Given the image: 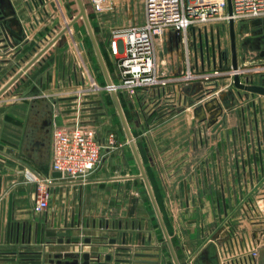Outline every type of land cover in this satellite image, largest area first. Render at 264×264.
Returning a JSON list of instances; mask_svg holds the SVG:
<instances>
[{"label": "crops", "instance_id": "0c3cea01", "mask_svg": "<svg viewBox=\"0 0 264 264\" xmlns=\"http://www.w3.org/2000/svg\"><path fill=\"white\" fill-rule=\"evenodd\" d=\"M43 7L46 14L39 3L34 7L33 0H8L0 20V87L57 33L46 35L52 9L46 0ZM215 26L207 27L209 44L212 37L216 43L219 27ZM187 34L188 55L172 30L160 37L159 45L167 47L168 53L162 58L157 55L159 69L178 74L187 60L194 69L202 68L203 27L190 28ZM65 48L61 36L0 96V259L4 264L12 263L9 258L18 264H43V260L44 264H64L53 255L78 251L97 255L101 261L112 253L110 264H161L163 259L167 263L162 253L164 247L169 251L165 239L159 244L153 222L146 212L138 215L134 207L136 182L142 178L137 176L139 168L138 174L129 172L133 160L138 167L129 143L128 148L104 147L100 168L85 179L53 175L50 135L55 126L92 118L108 121L99 95L82 90L89 83ZM218 58L216 53L215 65ZM221 83H171L141 89L129 97L126 107L119 99L152 189L158 185L161 200L167 203V215L169 201L171 205L176 201L171 212L176 217L166 228L180 264H221L222 240L234 223L231 216L250 205L264 178V113L256 110L257 100L250 111L226 110L224 95L235 87L228 81ZM75 92L90 95L81 100L98 102L88 104L91 108L86 111L76 106V112L66 113L69 108L62 105ZM258 101L262 104L263 98ZM73 114L76 117H69ZM50 117L52 125L43 124ZM104 138H99L102 143ZM112 167L120 170L107 172ZM39 178L48 181L49 206L35 213ZM238 199L246 200L241 208L234 207ZM236 228L251 229L246 220ZM161 233L164 236L162 228ZM159 248L161 254L156 253ZM263 248L260 264H264Z\"/></svg>", "mask_w": 264, "mask_h": 264}, {"label": "built area", "instance_id": "2783aa9c", "mask_svg": "<svg viewBox=\"0 0 264 264\" xmlns=\"http://www.w3.org/2000/svg\"><path fill=\"white\" fill-rule=\"evenodd\" d=\"M230 2L231 14L228 12V0H143V21L130 23L113 31L122 35V38L111 40V52L122 55L118 62L121 83H113L112 87L125 88L131 95L141 89L162 88L171 83L213 84L219 79H225L235 87L233 78L236 74L242 83L264 86V57L251 52L243 62L238 59L235 69L231 66L230 59L229 66L203 70L194 69L187 60L181 73L166 74L159 71L157 47L160 37L166 31L172 30L180 36L188 55L187 32L191 27L201 28L223 23L228 26L230 18L235 22L264 18V0ZM100 88L92 81L82 90L97 92ZM85 122L82 120L75 124L59 125L53 130L51 168L59 171L63 177L85 179L100 163L104 147H117L115 132H109L105 143H102L95 128ZM47 183V179H37L33 204L35 213H42L49 206ZM252 205L255 207H250L253 216L251 229L229 230L221 244V264H260V250L264 246V195L258 194L257 203L252 202ZM235 218L232 217L231 220ZM4 261L0 259V264H4Z\"/></svg>", "mask_w": 264, "mask_h": 264}, {"label": "rangeland", "instance_id": "374dc122", "mask_svg": "<svg viewBox=\"0 0 264 264\" xmlns=\"http://www.w3.org/2000/svg\"><path fill=\"white\" fill-rule=\"evenodd\" d=\"M52 1H54V9L50 11V15L48 18L49 27L47 28L46 31V35L49 37L52 36L56 31L58 32L64 26L63 25L64 21L67 20L68 21L67 24L69 25L70 20L78 12V5L75 0H52ZM83 2L90 20V24L94 30L96 39L97 41L99 40L101 44L100 50L104 57L105 63L108 69L112 72V76H113L112 83L116 85H120L121 79L119 77L118 62L122 54L121 53L112 54L110 42L112 39L122 38V35H120L119 33H114L113 32L114 30L126 26L130 23H141L143 21L144 18L143 0H83ZM55 4L58 6V9L60 11H58ZM59 12H61V15L64 17V20ZM215 27H219V31L222 36L221 45L222 48L226 50L227 56L229 57L230 50H229L228 26L227 24L223 23V24H217V26ZM235 31H236L237 56L240 62H243L246 59L247 55L250 54V52L256 54L257 56L264 57V31L258 32L259 28L255 26H250L249 21H236ZM41 41L43 42V40ZM62 43L66 47L65 49L67 51H70L72 55L71 58H73L75 63L78 65L81 73H84L85 80H87V83L90 84V82L94 81L98 86L101 87L98 90V92H96V94L99 95L104 105L105 114H106L105 115L106 118L104 119L106 120L108 119V121L103 122V118H92L90 120H86L85 123L95 128L98 138L105 137L104 139H106L107 134L109 132L111 131L115 132L116 140H117L116 146L118 147L120 145H125V147L128 148V142L124 135V131L121 122L119 120L114 102L112 100L110 91L105 88L106 84L103 78L102 71L99 66L97 56L92 47V43L87 33L85 24L81 18L76 20L72 24V26H70V30L66 31L62 35ZM169 51H174V49H169ZM261 52H263L262 55ZM167 53H168L167 47L162 48L160 45H158L157 55L160 56V58L166 56ZM226 63L227 65L224 64L223 67L229 66L230 64L229 59L226 61ZM159 71L166 72L163 70L162 67L160 68ZM224 81L227 80L219 79L217 82L223 83ZM229 89L230 90H228L224 95L225 96L224 101L225 100L228 101L226 110L228 109L229 112L237 113L240 107L242 108V110L250 111L249 108L252 106V103L254 102L256 103L257 100L258 108L256 110L261 112L263 115L264 104L263 103L261 104L260 101H258V98L261 99L263 98V96L241 89H236V88H232V89L229 88ZM116 93L118 95V98L122 100V103L124 105L126 104L125 102L131 96V94L125 88L116 89ZM70 95H77L79 100L84 99V97L88 96L86 94L81 95L80 93L77 92ZM52 138H53V133H51L50 135L51 142H52ZM129 155L133 160V156L132 154H130V151H129ZM101 163H102V158L100 163L96 166L94 170L99 169ZM132 164L133 166L131 167V170L129 172L131 173L136 172V174H138V167L135 165L134 160ZM118 170H120L119 167H112L110 170H107V172L114 174V172H117ZM136 184H137L136 191L134 190L136 195L134 194L133 203H134V207H136L137 209V214L144 215L146 212L147 219L153 222V225L156 231L158 232L157 240L159 241V244H163L160 242L164 241V236L161 233V228L159 225L158 218L154 211L153 205L150 201L143 180L139 179V181H137ZM153 192L156 201L158 203V206L160 208V212L165 225L166 224L170 225V223L173 222L176 217L173 214L171 215V212L173 213V207H176L175 204L176 201L172 205H171V201H169L168 206L170 208L167 215L165 209L167 203L166 201L164 203V201L161 200L160 188L158 185L154 184ZM258 194L264 195V178L257 185L256 192L253 195V199L249 200L251 202L250 205H247L246 209L242 208L243 211L240 212V214L234 213L233 214L234 216H231L234 218L236 217L235 219L231 220L232 222H234L232 228H236L238 225H240L241 220L242 221L246 220V222L248 221L249 223H251L253 216L250 212H251V208L255 207L252 205V202L257 203ZM244 203H246V200L242 201L238 199L234 202V207L241 208ZM164 245H166V243H164ZM161 251H162L161 248H159L158 251H156V253L161 254ZM162 253L166 259L168 258V262L166 263V261L163 259L161 264H173L168 249H165L164 247ZM261 254H262L261 258L264 262V248L261 251ZM131 255L133 256V253H131ZM43 264H44V260H43Z\"/></svg>", "mask_w": 264, "mask_h": 264}, {"label": "water", "instance_id": "95a60500", "mask_svg": "<svg viewBox=\"0 0 264 264\" xmlns=\"http://www.w3.org/2000/svg\"><path fill=\"white\" fill-rule=\"evenodd\" d=\"M49 3L50 8L53 10L54 9V1L52 0H46ZM77 5H78V12L77 14L70 20V24L72 25L76 20L81 18L85 24L87 33L90 37L92 47L94 49V52L97 56L98 62L100 64V67L104 73L105 79H106V88L109 89L112 100L114 102V105L116 107L117 114L120 118L123 130L125 132V135L128 139V143L131 147V150L133 152V155L135 157V160L137 162L138 168H139V174L137 175L138 177L142 178L146 187V190L148 192V195L150 197L151 203L153 205L154 211L156 213V216L158 218L159 224L163 230L164 233V239L166 244L168 245L169 251L171 253L172 259L174 264H180L176 255V252L174 250V246L172 244L171 237L168 233V230L166 228V225L164 223V220L162 218L160 208L158 206V203L156 201L152 186L148 180L147 173L145 171L144 165L142 163L141 157L139 155L134 137L132 135V132L130 130L128 121L126 119V116L124 114V111L122 109L120 100L118 98V95L116 93V89L112 87V80L110 79V76L108 74L107 66L104 60V57L102 55V52L100 50L98 41L96 39V36L94 34V30L90 24V20L84 5L83 0H75ZM38 3L42 5V10L43 13H47V9L43 7L44 0H38ZM38 3H36L33 0V5L34 7H38ZM8 7V0H0V20L3 19V11ZM29 8L31 9L30 5ZM32 10V9H31ZM228 12L229 14L232 13V7H231V2L228 0ZM37 15L42 17L41 12L38 11ZM33 18L35 19V22H38L36 19V15H33ZM250 26H255L259 28L258 32H263L264 31V18H256L252 19L249 21ZM192 30H194V27H191ZM67 31V28L63 26L35 55H33L32 58H30L25 65L15 73L4 85L0 87V96L10 87V85L28 68L30 67L52 44H54L65 32ZM204 31V44H201V47L199 48V57H200V62L203 69H210L211 67H222L223 62L227 61L230 59L231 66L235 69L238 65V56H237V44H236V31H235V21L233 18H230L228 21V34H229V57L227 56V52L225 49L222 48L221 45V37H220V31L219 28H217L216 32V43H214V39L212 37V40L209 44L208 41V35H207V27H203ZM1 34V32H0ZM219 56V65L214 64V58L215 54ZM263 52L261 53V55ZM197 58V57H196ZM204 58L206 59V63H204ZM206 66V67H205ZM205 67V68H204ZM234 86L237 89L245 90L248 92L256 93L261 96H263V101H264V86L263 85H258V84H246L242 83L240 81L239 76L236 74L234 75L233 78ZM97 94L94 93L93 96H96ZM90 96V95H88ZM87 96V97H88ZM66 100H69L68 103L63 104L62 106L68 107L69 109H66V113L69 112H76L78 109L76 106H79L81 111H86L91 107H86L88 104L96 103L98 100H80L78 101L77 95H72L70 97H67ZM93 116V114H83L82 117H90ZM69 117L74 118L76 115H69ZM46 122V121H45ZM48 122V121H47ZM54 176H62V174L59 171H54L53 172ZM73 226V222H71ZM124 241V239H122ZM86 241H89L88 239ZM116 239H111V242H115ZM54 258L57 259L59 263H64V264H79V258L81 257L83 262L82 264H110V261L112 260V253H107L104 256V261H101L99 259V256L97 255H91L89 252H83L82 254L79 253L78 251H64V252H57L53 255ZM62 259H64L62 261ZM9 260L12 261L10 264H18V263H13L15 261V258H9ZM119 260V259H117ZM52 261V260H51Z\"/></svg>", "mask_w": 264, "mask_h": 264}, {"label": "flooded vegetation", "instance_id": "af4514ba", "mask_svg": "<svg viewBox=\"0 0 264 264\" xmlns=\"http://www.w3.org/2000/svg\"><path fill=\"white\" fill-rule=\"evenodd\" d=\"M262 53V52H261ZM46 121V122H45ZM48 121V122H47ZM52 117H50L49 119H47V120H44L43 121V124H45V125H49V126H51L52 125ZM48 127V126H47ZM46 129H48V128H46ZM124 260H126V262H129L128 260H130L129 258H124Z\"/></svg>", "mask_w": 264, "mask_h": 264}, {"label": "bare ground", "instance_id": "6f19581e", "mask_svg": "<svg viewBox=\"0 0 264 264\" xmlns=\"http://www.w3.org/2000/svg\"><path fill=\"white\" fill-rule=\"evenodd\" d=\"M71 26V24L69 23V25L65 26L67 29Z\"/></svg>", "mask_w": 264, "mask_h": 264}]
</instances>
